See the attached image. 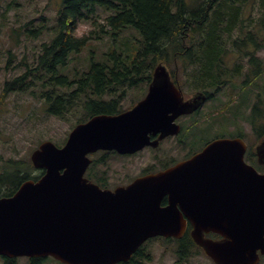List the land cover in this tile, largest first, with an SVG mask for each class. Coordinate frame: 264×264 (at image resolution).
<instances>
[{
	"label": "water",
	"instance_id": "95a60500",
	"mask_svg": "<svg viewBox=\"0 0 264 264\" xmlns=\"http://www.w3.org/2000/svg\"><path fill=\"white\" fill-rule=\"evenodd\" d=\"M204 100L202 93L184 100L167 67L158 64L146 97L130 111L95 116L76 125L62 148L42 142L30 161L43 174L36 181H24L12 196L0 198V257L120 264L127 263L148 239L181 238L185 221L175 202L187 199V162L109 191L84 177L91 163L87 156L98 149L132 153L151 144L148 134L174 135L179 127L172 119L193 112ZM245 149L241 139L217 140L196 158L202 160L210 151L223 156L241 151L232 164L237 170L241 213H226L225 225L199 223L202 228L221 226L213 230L222 236L220 242L204 237L209 230L190 233L215 264H257L258 252L264 254V174L244 163ZM255 152L264 166V135ZM176 185L183 186L177 193ZM164 193L172 203L160 209Z\"/></svg>",
	"mask_w": 264,
	"mask_h": 264
},
{
	"label": "trees",
	"instance_id": "16d2710c",
	"mask_svg": "<svg viewBox=\"0 0 264 264\" xmlns=\"http://www.w3.org/2000/svg\"><path fill=\"white\" fill-rule=\"evenodd\" d=\"M256 1L257 17L250 12L247 14L248 7L253 10ZM45 3L52 5V19L41 15L37 26H32L30 19L17 27L18 33L16 29L10 33L12 37L14 34L25 35L26 41H32L49 29L52 40L41 45L31 66L23 61V72L4 82L0 100L13 91H38L37 99L42 101V106L58 118L71 112L75 106L73 101L79 100L78 108L82 107L87 115L79 121L83 122L93 113L111 108L96 104L94 96H102L114 84L146 83L155 66L163 64L172 76L176 73L181 87L209 96L226 83L242 77L241 107L247 93L244 89L251 87L249 92H252L257 87L256 80L261 81L258 93L255 90L256 101L247 121L253 126L259 119L257 102L264 106V61L256 58L252 51H264V0H196L194 4L187 0H45ZM79 22L90 26L86 35L75 34ZM130 27L141 36L138 50H135L137 46L133 51L123 52L112 47L100 61L93 57L95 50H90L86 71L81 74L68 71L70 61L78 58L88 41H99L104 36L116 41ZM19 44L20 40L15 46ZM233 57L245 59L246 66L235 62L232 68L226 67V60ZM183 77L188 84L179 80ZM263 134H259V138ZM29 169L35 170L30 162L25 167L19 162L11 167L10 173H2L0 187L7 188V193L1 197L11 196L26 180H36ZM91 170L92 166L87 171L90 179ZM180 243L192 244L188 234ZM135 259L148 261L150 255L139 250L130 264H135ZM0 261L17 264L16 259L0 257ZM49 263L61 264L52 258L28 259L27 262Z\"/></svg>",
	"mask_w": 264,
	"mask_h": 264
},
{
	"label": "rangeland",
	"instance_id": "374dc122",
	"mask_svg": "<svg viewBox=\"0 0 264 264\" xmlns=\"http://www.w3.org/2000/svg\"><path fill=\"white\" fill-rule=\"evenodd\" d=\"M187 1L190 4L196 2V0ZM257 5L258 2L256 1L253 10L248 7L247 14L250 12V15L254 14L257 17ZM41 15L49 19L54 17L52 5L46 6L45 0H0V94L2 93L4 82L13 79L23 72L22 62L25 61L31 66L36 55H38L41 45L52 40V33L49 29H46L38 39L32 41H26L25 35L19 36L14 34L12 37V33H10V30L16 29L17 31L19 25L25 24L30 19L33 21L32 26H37ZM49 27L50 24H48ZM90 29L87 23L79 22L75 34L77 35L79 32L80 34L77 36L86 35ZM19 40L20 44L16 47V41L18 43ZM140 40L141 36L138 31L130 27L125 29L116 41H111L108 36H104L99 41H88L83 52L78 55V58H73L70 61L68 71L77 72V74H81L84 70L86 71L88 67L86 61L91 52L90 50H95L93 51V57L96 61H100L101 56L112 47L123 52L133 51V47L137 46L135 50H138ZM252 52H255L256 58L264 61V51ZM235 62H240L242 66H246L247 64L245 59L239 57L226 60L230 68L233 67L232 63ZM182 79L179 78L183 84L184 82L188 84L187 80H185L186 77ZM242 81L243 78L241 77L234 79L232 83H226V85L222 86L219 92L214 93L215 96L212 100L203 104L200 109V115L207 118L216 114L220 118L219 121L223 120L221 118H225V122L227 120L238 122V124H241L244 140L255 144L259 139V134L264 132V106L259 101L257 102L260 106L258 108L259 119L253 125L254 127L251 126L247 119L250 117V111L256 101L255 90L258 84L261 85L262 82L256 80L257 87L252 92H249L251 87L244 89L247 93L245 94V103L241 107L242 98L239 97L241 93L239 88ZM189 82L191 81L189 80ZM191 90L192 88H186L187 92ZM256 92L258 93V89ZM141 93L142 91L135 95L132 92L129 94V91H127L124 97L126 98L124 105L128 106L131 98L134 96L135 98H139ZM37 95L38 91L27 93L13 91L6 95L3 100H0V175L4 172L10 173L11 167L19 162L21 166L25 167L30 162L31 153L44 141H50L54 145L62 147L71 130L79 124V121L87 116L82 107L78 108L79 100L73 101L75 106L71 112L66 113L62 118L51 116L42 106V101L37 99ZM125 106L122 107L125 108ZM234 116L238 118H234ZM203 126L201 125V127ZM204 135L209 136L211 133L206 132ZM169 148H173V146L165 145L162 147V149ZM145 154L148 156L147 153ZM142 159H126L125 162L119 161L115 164L109 162V165H112L114 169H119L122 165H126L128 167L127 174L130 179V176L137 173L136 169L132 167L139 164ZM115 171L111 177L112 181L110 180L111 185L113 183L117 184L120 179L121 181L123 178L127 179L118 174L121 172ZM29 172L32 177L40 176L39 170L29 169ZM5 193H7V188L2 189L1 186L0 197ZM180 245V243L172 238L152 239L145 245L146 252L150 255V260H139V262L141 264H177V258L180 254L177 255L176 250ZM184 255L186 256L185 253ZM16 261L17 264H27L28 262L26 258H18ZM0 264H2L1 261ZM184 264L211 263L204 257H195L189 258L186 263L184 261Z\"/></svg>",
	"mask_w": 264,
	"mask_h": 264
},
{
	"label": "flooded vegetation",
	"instance_id": "af4514ba",
	"mask_svg": "<svg viewBox=\"0 0 264 264\" xmlns=\"http://www.w3.org/2000/svg\"><path fill=\"white\" fill-rule=\"evenodd\" d=\"M226 67L228 66L226 65ZM176 76L175 73V75H173L174 86L182 92L184 100H187L194 94L204 93L193 90L187 92L184 87L180 86L179 81L176 80ZM117 83L119 84L120 81ZM150 83L151 79L143 84H136V81L134 83L129 81L128 83L120 85L114 84L115 86L109 90L106 89L102 96H94V98H97L96 104H106L107 106H111V108L108 107L109 109L106 112L93 113V115L88 117L84 122L95 116H117L130 111L137 103L146 97ZM127 91H129V94L132 92L135 95L140 91H142V93L139 98H135V96L132 97L128 106H125L124 100L126 98L124 97ZM214 93L211 92V96L203 94L205 101L193 112L181 114L172 119L171 122L179 127V131L174 135L161 136L160 133L148 134L151 144L132 153H122L115 149L95 150L88 156L91 160L90 166H92V170L90 174H92V177L90 179L87 176V172L85 177L101 190L114 191L116 188L130 185L139 178L155 175L172 169L183 162H187V199L185 202H175L176 210L185 221L184 232L188 234L191 239L190 233L192 231L209 230V232L204 233L206 239L215 242L222 241V236L213 233V230L220 229L221 226L217 228H202L199 226V223L212 222L216 224L217 222L225 225L226 220L224 218L226 213H232V210L237 214L241 213V199H238L237 196V170L236 167H232L233 157H236L238 153L241 155V151L237 153L230 152L224 156L219 151H210L202 160H196V158L207 150L214 141L242 139L246 146L243 156L244 163L252 167L258 174H264V166L260 165L257 160L255 152L257 143L253 144L244 140L241 124L230 120L225 122V118H221L223 120L219 121L220 118H218L216 114L207 118L200 115L201 107L204 103L214 98ZM113 96L114 99H112ZM122 106H125V108ZM169 116H171V113ZM234 118L238 117L234 116ZM201 125L204 126L201 127ZM206 132L211 133V135H204ZM160 137L162 138L159 139ZM165 145H171L173 148L162 149ZM145 153H147L148 156H146ZM143 155L145 156L142 157ZM135 158L143 159L140 160L139 164L132 167L136 169L137 173L133 176L129 175L130 179L127 174L128 167L126 165H122L119 169H114L112 165H109V162L115 164L119 161L125 162L126 159L133 160ZM115 170L121 172L118 174H121L127 179L123 178L122 181L120 179L117 184L113 183V185H111V177L114 175ZM181 188H183L182 185L174 186L176 193ZM171 203L172 201L169 198V194L164 193L161 196L159 208L166 209ZM186 213L187 215H185ZM200 215H203V217H200ZM236 224L238 223H235V225ZM181 239L176 241L180 243ZM191 242L192 244L188 243L186 245L180 243L181 245L176 250V254H180L177 258V264H184V261L186 263L189 258L195 257H204L211 264H215L192 239ZM142 252L145 254L146 250H142ZM182 253H185L186 256H182ZM258 254V264H264V254H260V252H258ZM181 260L182 262H180ZM139 263V260L137 261L136 259L135 264Z\"/></svg>",
	"mask_w": 264,
	"mask_h": 264
},
{
	"label": "clouds",
	"instance_id": "9594fccd",
	"mask_svg": "<svg viewBox=\"0 0 264 264\" xmlns=\"http://www.w3.org/2000/svg\"><path fill=\"white\" fill-rule=\"evenodd\" d=\"M80 33L78 32L77 35H79Z\"/></svg>",
	"mask_w": 264,
	"mask_h": 264
}]
</instances>
